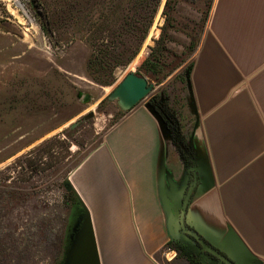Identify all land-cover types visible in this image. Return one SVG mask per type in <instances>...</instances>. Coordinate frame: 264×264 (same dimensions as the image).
Listing matches in <instances>:
<instances>
[{
    "label": "rangeland",
    "instance_id": "1",
    "mask_svg": "<svg viewBox=\"0 0 264 264\" xmlns=\"http://www.w3.org/2000/svg\"><path fill=\"white\" fill-rule=\"evenodd\" d=\"M213 2L0 0V264L62 263L74 222L66 183L127 111L108 94L134 71L153 88L133 108L156 99L175 116L190 105L192 59ZM148 57L154 72L142 67ZM94 187L102 264H189L157 205L137 214L134 202L103 199Z\"/></svg>",
    "mask_w": 264,
    "mask_h": 264
},
{
    "label": "crops",
    "instance_id": "2",
    "mask_svg": "<svg viewBox=\"0 0 264 264\" xmlns=\"http://www.w3.org/2000/svg\"><path fill=\"white\" fill-rule=\"evenodd\" d=\"M189 84L192 103H180L175 116L204 177L191 218L215 242L231 227L264 263V0H214ZM175 149L149 109L136 107L68 181L92 217L98 183L106 193L98 197L128 199L137 214L157 205L166 231V193L183 166Z\"/></svg>",
    "mask_w": 264,
    "mask_h": 264
},
{
    "label": "flooded vegetation",
    "instance_id": "3",
    "mask_svg": "<svg viewBox=\"0 0 264 264\" xmlns=\"http://www.w3.org/2000/svg\"><path fill=\"white\" fill-rule=\"evenodd\" d=\"M151 102L166 115V121L170 128V143L172 139V143L183 161L179 176L181 180L179 182L170 180L166 193L168 242H173L179 248V252L185 254L189 264H238L220 246L225 236L215 242L194 224V220L191 218V204L194 197L204 188L202 170L194 156L192 147L184 141L181 132L175 128V122L169 113L171 111H167L165 106L156 99ZM180 141H183L184 146L180 144ZM169 251H172L171 247H169ZM173 251L175 252L174 256H178L177 249ZM247 262L245 264H258L255 260Z\"/></svg>",
    "mask_w": 264,
    "mask_h": 264
},
{
    "label": "water",
    "instance_id": "4",
    "mask_svg": "<svg viewBox=\"0 0 264 264\" xmlns=\"http://www.w3.org/2000/svg\"><path fill=\"white\" fill-rule=\"evenodd\" d=\"M152 88L153 84L149 83L144 76L131 71L108 94L107 99L117 100L119 106L123 110L128 111L146 97ZM148 109L158 120L163 132L169 136L170 128L166 121V115L152 103L148 104ZM91 116H93V113L87 115V117ZM180 144L184 146L183 141H180ZM66 185L67 189H73L69 181H67ZM82 207L83 211L71 226L68 248L61 264H102L93 217L83 203ZM220 246L238 264H245L251 260H255L258 264H263V261L252 254L231 227H229L228 233Z\"/></svg>",
    "mask_w": 264,
    "mask_h": 264
},
{
    "label": "trees",
    "instance_id": "5",
    "mask_svg": "<svg viewBox=\"0 0 264 264\" xmlns=\"http://www.w3.org/2000/svg\"><path fill=\"white\" fill-rule=\"evenodd\" d=\"M142 67H144L147 70H150L151 72H154L153 71L154 67H153V64L151 63V59L149 57L143 62ZM166 110L169 111L167 108H166ZM169 113H171V112H169ZM171 117L173 118V120L175 122V128H177L179 130V124H178V120H177L176 116L172 115ZM71 194H72V197L74 199V202L72 204L73 207H72V216H71L72 219L71 220L75 221L77 216L83 211V207H82L81 201H80L77 193L74 190H71ZM70 231L71 230H69V232H68V236L66 238V242H65V245H64V256H65L66 250L68 248Z\"/></svg>",
    "mask_w": 264,
    "mask_h": 264
},
{
    "label": "bare ground",
    "instance_id": "6",
    "mask_svg": "<svg viewBox=\"0 0 264 264\" xmlns=\"http://www.w3.org/2000/svg\"><path fill=\"white\" fill-rule=\"evenodd\" d=\"M159 16V15H158ZM158 25V24H157ZM152 29H153V27H152ZM154 33V32H153ZM149 36V35H148ZM150 40V39H149ZM149 43V42H148ZM146 53H147V49L145 48V49H143V50H141L140 51V53L138 54V56L136 57V59L134 60V62H133V66H135L134 64H136V63H138L140 60H141V58L142 57H144L145 55H146Z\"/></svg>",
    "mask_w": 264,
    "mask_h": 264
}]
</instances>
